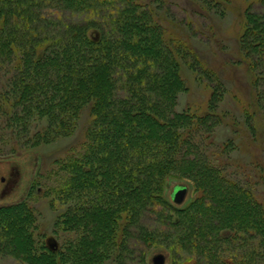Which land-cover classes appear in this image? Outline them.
Wrapping results in <instances>:
<instances>
[{"label":"trees","instance_id":"16d2710c","mask_svg":"<svg viewBox=\"0 0 264 264\" xmlns=\"http://www.w3.org/2000/svg\"><path fill=\"white\" fill-rule=\"evenodd\" d=\"M245 24L242 50L260 81L264 13L250 8ZM188 48L138 0H0V134L32 149L73 135L84 110L92 119L82 147L41 172L27 200L0 206L1 255L16 264H126L134 240L141 264L146 247L178 238L188 257L167 242L174 264H264V201L209 161L186 131L192 116L174 109ZM180 170L195 176L183 208L162 195L165 177ZM40 196L62 207L54 231L67 236L56 250L37 239L30 201ZM148 204L158 205L153 220L143 218Z\"/></svg>","mask_w":264,"mask_h":264},{"label":"rangeland","instance_id":"374dc122","mask_svg":"<svg viewBox=\"0 0 264 264\" xmlns=\"http://www.w3.org/2000/svg\"><path fill=\"white\" fill-rule=\"evenodd\" d=\"M138 1L155 10L167 25L170 35L185 42L193 53L192 57L187 55L179 60V72L185 88L177 94L174 107L177 113L192 116L193 121L186 127L187 133L192 132L191 138L203 148L202 152L212 164L222 166L229 178L241 181L255 193V197L264 201V79H256V71L244 55L241 45L248 10L251 8L261 16L264 2L215 0L210 6L209 2L203 0ZM89 35L95 40L100 39L98 30H90ZM261 70L264 72V67ZM215 87L219 89L217 93ZM91 121L90 113L84 110L80 126L73 135L32 149L21 147L23 137L13 140L5 132V135L0 134V206L27 200L41 172L49 170L54 161L82 147L85 129ZM35 125L32 128L35 129ZM11 149L17 151L13 154ZM208 180L216 181L214 178ZM177 184L187 185L190 190L183 204H175L171 198ZM194 184L195 176L191 173L182 170L180 173L172 172L163 181L162 195L175 207H186L195 197ZM37 192L41 194L42 187ZM30 203L38 214L37 239L44 241L51 249H59L67 236L66 233L54 231L62 207H58V204L51 207L50 200L41 196L33 198ZM146 206L143 218L147 216L153 220L158 213V205ZM209 206L208 202L206 211L211 213ZM245 207L243 205L240 212ZM201 219L205 222L208 217L202 215ZM159 233H162L161 229ZM229 234V230L222 231L223 236ZM19 235L17 233L15 236ZM141 236L137 231L135 238L139 240ZM159 242L165 243L159 245ZM167 242L178 247L179 239L164 241L161 238L156 245L146 247L148 254L141 264H174ZM131 244L133 255H138V242L133 240ZM180 248L177 249V256L181 260L187 259V253ZM128 254L124 262L134 264L135 257ZM202 258L198 257V260L203 261ZM0 262L16 264L14 259L1 254ZM105 264L114 263L109 260Z\"/></svg>","mask_w":264,"mask_h":264},{"label":"water","instance_id":"95a60500","mask_svg":"<svg viewBox=\"0 0 264 264\" xmlns=\"http://www.w3.org/2000/svg\"><path fill=\"white\" fill-rule=\"evenodd\" d=\"M188 194V187L183 185H178L174 188L172 199L174 202L181 204L185 201Z\"/></svg>","mask_w":264,"mask_h":264}]
</instances>
